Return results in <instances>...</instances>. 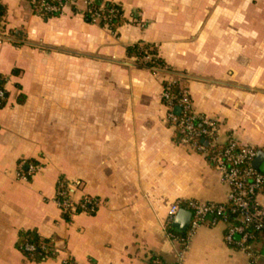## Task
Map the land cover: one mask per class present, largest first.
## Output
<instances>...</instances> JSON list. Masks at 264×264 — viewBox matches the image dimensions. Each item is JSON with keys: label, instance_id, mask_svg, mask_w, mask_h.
<instances>
[{"label": "crops", "instance_id": "crops-1", "mask_svg": "<svg viewBox=\"0 0 264 264\" xmlns=\"http://www.w3.org/2000/svg\"><path fill=\"white\" fill-rule=\"evenodd\" d=\"M110 1L126 20L116 31L82 2L45 17L34 0H0V264H249L222 224L186 245L167 234L171 205L224 202L227 188L178 142L162 93L177 82L198 114L264 153V0ZM137 43L164 65L129 55ZM61 179L95 209L66 217ZM29 230L56 256L30 259L18 247Z\"/></svg>", "mask_w": 264, "mask_h": 264}, {"label": "built area", "instance_id": "built-area-1", "mask_svg": "<svg viewBox=\"0 0 264 264\" xmlns=\"http://www.w3.org/2000/svg\"><path fill=\"white\" fill-rule=\"evenodd\" d=\"M95 1L34 0V9L41 16H58L69 7L79 9L78 4L82 2L84 6L81 12L85 18L98 23L102 19L108 21L111 16L101 12L105 9L104 5L97 7ZM145 58L150 59V55ZM151 67L160 68L155 65ZM3 95L4 91L0 88V96ZM162 97L168 107L166 121L175 129L178 142L202 154L219 172L227 188L224 202L188 200L171 205L165 225L167 234L174 241L186 245L198 227L222 224L224 241L228 246L247 254L249 264H264V172L255 165L261 150L241 142L232 134H224L217 118L198 114L189 91L177 85V82L166 83ZM175 108H180V112L177 113ZM35 170L36 166L31 165L30 171ZM58 196L63 200L58 199ZM56 201L63 213L71 212L77 205L93 211L97 204V201L87 197L83 201H75L71 187L64 179L58 181ZM181 208L192 212L190 226L182 236L170 230ZM25 249L33 252L35 247L26 244Z\"/></svg>", "mask_w": 264, "mask_h": 264}, {"label": "trees", "instance_id": "trees-1", "mask_svg": "<svg viewBox=\"0 0 264 264\" xmlns=\"http://www.w3.org/2000/svg\"><path fill=\"white\" fill-rule=\"evenodd\" d=\"M100 4H103L105 9L102 14L110 15L108 21L102 19L99 21V24L105 25L106 22L108 23L107 27H109L112 31H116L117 28L123 24L126 20L123 16V9L122 6L118 3L112 2L110 0H96L95 5L98 7ZM1 14V9H0ZM87 20L91 21L90 18H86ZM127 52L129 55L137 56L140 59H144L147 55H150L149 61L146 63L147 65H164L162 60L157 56V48L151 44L145 43H137L127 48ZM3 86V82L0 78V87ZM176 85L174 86L175 90ZM5 98L0 96V108L5 104ZM262 172H264V164L259 168ZM69 197V195H67ZM66 198V197H65ZM58 199L63 200L62 197L58 196ZM77 209H83L81 206L78 205ZM66 217L70 212L63 213ZM171 231L177 233L178 235L182 236L183 233H178L174 229V227L170 228ZM26 244L34 245L35 249L33 252H28L25 249ZM18 247L32 260L36 261H43L48 258H53L56 256L54 252L53 245L50 242V239L43 238L37 231H23L20 233Z\"/></svg>", "mask_w": 264, "mask_h": 264}, {"label": "water", "instance_id": "water-1", "mask_svg": "<svg viewBox=\"0 0 264 264\" xmlns=\"http://www.w3.org/2000/svg\"><path fill=\"white\" fill-rule=\"evenodd\" d=\"M175 111L179 113L180 108H175ZM263 163H264V153L260 151L258 157L255 160V165L258 168H260L263 165ZM191 219H192V212L187 208H181L178 211L172 223V226L177 232L184 233L188 230L191 223Z\"/></svg>", "mask_w": 264, "mask_h": 264}, {"label": "rangeland", "instance_id": "rangeland-1", "mask_svg": "<svg viewBox=\"0 0 264 264\" xmlns=\"http://www.w3.org/2000/svg\"><path fill=\"white\" fill-rule=\"evenodd\" d=\"M263 250H264V248H263ZM264 252V251H263Z\"/></svg>", "mask_w": 264, "mask_h": 264}]
</instances>
